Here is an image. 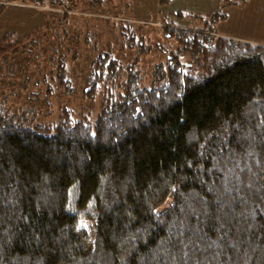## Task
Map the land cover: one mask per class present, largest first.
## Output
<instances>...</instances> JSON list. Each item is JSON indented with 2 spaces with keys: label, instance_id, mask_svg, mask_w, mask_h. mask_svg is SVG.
Masks as SVG:
<instances>
[{
  "label": "trees",
  "instance_id": "16d2710c",
  "mask_svg": "<svg viewBox=\"0 0 264 264\" xmlns=\"http://www.w3.org/2000/svg\"><path fill=\"white\" fill-rule=\"evenodd\" d=\"M200 18L166 26L200 65L169 55L150 86L139 60L99 52L84 91L96 116L42 123L0 94V264H264V44L219 35L226 12ZM44 28L4 34L0 81L5 55Z\"/></svg>",
  "mask_w": 264,
  "mask_h": 264
},
{
  "label": "rangeland",
  "instance_id": "374dc122",
  "mask_svg": "<svg viewBox=\"0 0 264 264\" xmlns=\"http://www.w3.org/2000/svg\"><path fill=\"white\" fill-rule=\"evenodd\" d=\"M64 2L66 7L53 6L49 0L42 4L0 0V5L7 6L0 16V39L6 32L32 35L45 27L38 35L39 45L29 44L5 55L0 81V94L9 97V104L16 109L32 107L42 123L57 121L64 109H70L76 119L96 116L100 99L85 97L86 79L91 60L109 48L124 63L139 60L149 86L156 79V67L165 66L169 55L180 58L185 69L199 66V56L168 36V25L199 28L204 25L201 16L210 17L219 10L228 14L215 26L219 35L264 44V0L230 8L219 0H111L103 9L90 0ZM180 12L186 16H179ZM124 27L135 33L137 46L126 42ZM61 60L72 91L59 83Z\"/></svg>",
  "mask_w": 264,
  "mask_h": 264
}]
</instances>
